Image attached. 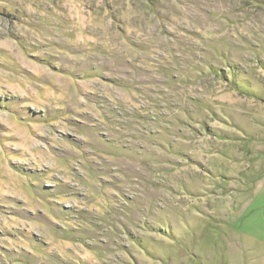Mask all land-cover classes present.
Segmentation results:
<instances>
[{"label": "rangeland", "instance_id": "1", "mask_svg": "<svg viewBox=\"0 0 264 264\" xmlns=\"http://www.w3.org/2000/svg\"><path fill=\"white\" fill-rule=\"evenodd\" d=\"M0 264H264V0H0Z\"/></svg>", "mask_w": 264, "mask_h": 264}, {"label": "trees", "instance_id": "2", "mask_svg": "<svg viewBox=\"0 0 264 264\" xmlns=\"http://www.w3.org/2000/svg\"><path fill=\"white\" fill-rule=\"evenodd\" d=\"M234 90H237L235 87H234ZM238 91V90H237Z\"/></svg>", "mask_w": 264, "mask_h": 264}]
</instances>
